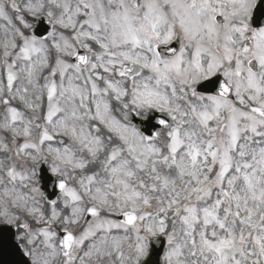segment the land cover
<instances>
[{"label":"snow or ice","instance_id":"snow-or-ice-1","mask_svg":"<svg viewBox=\"0 0 264 264\" xmlns=\"http://www.w3.org/2000/svg\"><path fill=\"white\" fill-rule=\"evenodd\" d=\"M261 3L0 0V226L27 264L157 243L158 264H264Z\"/></svg>","mask_w":264,"mask_h":264},{"label":"water","instance_id":"water-1","mask_svg":"<svg viewBox=\"0 0 264 264\" xmlns=\"http://www.w3.org/2000/svg\"><path fill=\"white\" fill-rule=\"evenodd\" d=\"M3 241H4V238L1 237V238H0V258H1V256H2L4 253L9 252V251H8L9 246H8L7 244H4ZM8 255H11V254H10V253H7V255H6V262H7V263L9 262ZM0 264H2V263H1V260H0Z\"/></svg>","mask_w":264,"mask_h":264}]
</instances>
